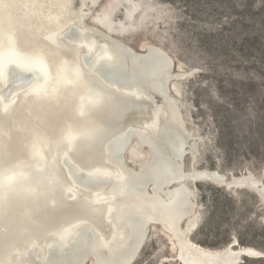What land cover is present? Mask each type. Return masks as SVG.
Returning <instances> with one entry per match:
<instances>
[{"label": "bare ground", "instance_id": "obj_1", "mask_svg": "<svg viewBox=\"0 0 264 264\" xmlns=\"http://www.w3.org/2000/svg\"><path fill=\"white\" fill-rule=\"evenodd\" d=\"M25 1L0 0V44L16 45L30 56L21 72L32 75L21 86L8 84L11 89L20 86L18 96L0 109V182L21 168L17 181L0 193V264H15L23 252L17 264H133L153 224L169 234L181 264H238L242 256L264 258L252 246L231 243L209 250L189 238L197 218L189 179L228 188L234 187L228 185L232 181L241 182L246 184L235 188L258 191L264 190V181L248 172L222 178L213 169L184 168L185 155L194 159L196 150L184 146L187 130L179 104L169 100L184 71L174 70L175 62L171 65L157 45L146 43L135 51L90 23L93 11L77 22L93 0H39L41 47L26 18ZM70 25L82 31L80 38L71 37L83 45L77 53L60 38ZM82 53L96 75L79 61ZM30 91L38 104L33 114L23 106ZM149 97L158 104L156 109ZM134 140L148 154L136 167L125 158ZM71 143L73 155L82 161L75 182L60 162ZM37 161L43 164L24 169ZM197 173L202 176H185ZM71 191L76 193L70 198ZM51 197L55 205H48ZM76 221L81 223L65 232Z\"/></svg>", "mask_w": 264, "mask_h": 264}, {"label": "rangeland", "instance_id": "obj_2", "mask_svg": "<svg viewBox=\"0 0 264 264\" xmlns=\"http://www.w3.org/2000/svg\"><path fill=\"white\" fill-rule=\"evenodd\" d=\"M89 22L132 50L157 45L186 73L171 88L187 130L184 146L196 150L194 159L185 155L186 170L213 169L222 178L248 172L264 181V0H100ZM125 158L136 167L148 154L134 140ZM187 185L197 201L193 242L218 250L236 237L264 254V210L253 190L207 180ZM158 227H148L133 264H181ZM238 264L264 258L242 256Z\"/></svg>", "mask_w": 264, "mask_h": 264}, {"label": "water", "instance_id": "obj_3", "mask_svg": "<svg viewBox=\"0 0 264 264\" xmlns=\"http://www.w3.org/2000/svg\"><path fill=\"white\" fill-rule=\"evenodd\" d=\"M99 2H100V0H93L89 6V9L87 10V12L83 16H81L77 20V22H82L83 20H85L87 18L88 14L91 11H94V8L96 7V5ZM25 10H26V18L29 21L31 29H32V31L34 30V32L36 33V35H37L36 38H37V40H39L41 47H43L39 0H26L25 1ZM81 33H82V31L76 25H70L69 27H67L61 31L60 38L62 40L69 41L71 44L70 48L72 49V51L74 53H77V52H79L80 48H83V45L80 44V42H81L80 39H78L77 41H73V40H71V37L79 36V38H80L81 37L80 35H82ZM89 39L90 38H88L87 40H89ZM120 39L128 45V43L124 39H122V38H120ZM128 46L130 47V45H128ZM86 55L87 54H85V53L80 54L79 55V61L91 74L96 75V73H95L96 70H95L94 66L90 65V63H89L90 61L86 58ZM36 56H38V55H36ZM29 57L30 56H26L22 50L18 49L16 45H2V44H0V93H1V95H0V109L5 110L17 98L18 92H19V91H17V89L21 86L20 85L21 81L27 82L30 79H32V75L29 72H23V73L21 72V66L23 64L27 63V61L30 59ZM171 65H172V61H171ZM190 73H192V72H188V74H190ZM182 75L185 76L186 73H183ZM12 83H18L20 86L11 89V88H9L11 85H8V84H12ZM166 92L167 91L165 90L164 93L166 94ZM165 96H168V95H165ZM170 97L172 98V99H169L171 102L177 103L176 100L174 99V97H172V96H170ZM147 100H148V102L151 103L150 105L152 106V109H154L156 107L157 103L151 97H149V99L147 98ZM96 103H97V101L92 106H94ZM37 105H38L37 104V97H36L34 91L28 92L23 99V106H24L25 111L27 113L33 114L37 110ZM172 110H173V108H172ZM172 110L170 108L171 112H172ZM83 112H84V110L76 116L74 124H73L74 127L77 123L79 116ZM160 114L163 117H166L164 111H161ZM82 121H83V117H81V119L79 120V122L77 124V128H76V136L77 137H78L79 133L81 132ZM76 139H75V142H76ZM74 145H75V143H74ZM73 147L74 146L71 143V145L67 149L63 150V152L60 155L61 165L63 167H65L67 172L69 173V177L71 179V182L72 181L75 182L77 175L82 170V161L73 155ZM181 159H182V157H181ZM42 164H43L42 161L32 162V163L28 164L27 166H25L24 169L26 170L28 168H34L36 166H41ZM180 166H182V162H181ZM20 169H17L15 171L9 173L0 182V193H1V191H3V189H6L7 186H10L17 181L18 175H19V173H21ZM185 176H187V177L195 176L196 178H198V177H201L202 175L197 173V174H194L192 176L191 175H185ZM245 184L246 183L233 182V181L228 183L229 186H234V189H232V190H235L236 186H244ZM250 189L253 190L254 193L256 194V195L254 194L256 196V199L258 200L260 198V200H261V198H262L261 192L264 194V190L262 188H259V191H261V192H259L258 190H256L253 187L252 188L250 187ZM64 191H67V190L65 189ZM75 193H76V191H71V193L67 194V195H68V197L71 198L74 196ZM55 199L56 198L51 197L48 201V205H55L57 203V201ZM85 219H88V218H84V220ZM90 220L93 222L92 219H90ZM82 222H84V221H82ZM79 223H81V221L80 222L76 221L74 224L65 227L64 228V229H66L65 232H68L70 229L75 227L76 224H79ZM162 227L165 230H167L164 226H162ZM159 231L164 236L166 235V233L163 232L160 228H159ZM49 236H51V233ZM145 238H146V232L144 234L142 242L144 241ZM231 243H238V240L236 239V237H232V241L228 242V244H231ZM141 244H140V246H141ZM32 247H36V245H33ZM139 248L137 249L135 255L137 254ZM23 253H20L18 255V258H17L15 264H17V262L19 263V261H20L19 259H21V257L24 255Z\"/></svg>", "mask_w": 264, "mask_h": 264}]
</instances>
